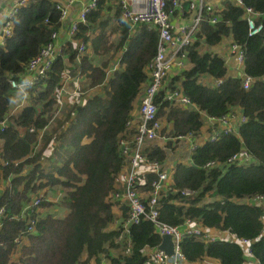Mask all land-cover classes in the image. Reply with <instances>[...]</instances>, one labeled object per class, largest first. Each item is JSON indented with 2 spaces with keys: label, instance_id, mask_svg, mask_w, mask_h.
<instances>
[{
  "label": "trees",
  "instance_id": "trees-1",
  "mask_svg": "<svg viewBox=\"0 0 264 264\" xmlns=\"http://www.w3.org/2000/svg\"><path fill=\"white\" fill-rule=\"evenodd\" d=\"M242 2L259 11L264 21V0ZM56 4L57 0H26L13 16L11 33L0 42V121L6 118L0 131V264H93L92 259L101 262V255L109 264H145L161 240L153 222H133L126 234L121 222L116 228L109 225L117 219V208L122 220L126 216L127 207L111 199L121 186L128 162L119 138L135 131L134 124L128 127L127 121L147 81L146 65L156 53L158 30L143 22L131 26L114 0H97L86 22H80L73 34L77 42H85L84 51L80 53L69 40L47 74L27 86L29 97L23 106L9 114L17 93L10 81L21 79L29 59L61 26ZM187 6L185 1L184 9ZM243 11L233 0H224L218 20L211 23L207 18L214 11L205 6L200 29L186 45L188 67L171 76L167 84L179 87L191 104L172 102L160 93L157 114L164 124L170 123L171 137L164 144L158 138L150 140L143 148L147 159L164 163L179 135L201 130L203 113L220 116L238 107L246 116L238 134L206 139L192 151L191 163L176 162L172 190L159 198L161 220L180 225L190 218L235 237L202 240L184 236L180 241L184 264L202 261L205 256L219 264H243L247 254L236 238L250 239V255L264 264V199H255L264 194V30L250 35ZM109 21L112 30L119 32L117 42L109 40ZM224 40L243 46L244 72L255 77L248 88L243 87L240 76L227 75L222 55L203 47ZM113 46L120 51V66L111 70L110 58L99 63L95 58H102ZM65 73L84 75L87 87L100 85V90L68 107L66 102L67 108L59 114L57 92ZM203 74L220 82L203 83L199 80ZM53 117L55 126L48 132ZM52 139V148L62 157L46 167L41 159ZM241 148L255 160L225 162ZM209 160L224 165L207 167ZM26 166H30L28 170ZM144 176L141 190L146 195L156 173L147 170ZM59 185L69 188L63 200L67 211L62 216L40 211L39 207H48L56 198L47 196V189ZM35 198L37 205L27 207Z\"/></svg>",
  "mask_w": 264,
  "mask_h": 264
},
{
  "label": "built area",
  "instance_id": "built-area-1",
  "mask_svg": "<svg viewBox=\"0 0 264 264\" xmlns=\"http://www.w3.org/2000/svg\"><path fill=\"white\" fill-rule=\"evenodd\" d=\"M82 0H57L56 6L60 9V20L66 17L69 7L73 2ZM119 6L120 13L123 18L128 20L131 26L143 22L154 26L158 30V43L156 53L146 65L147 81L143 87L142 94L139 100L138 112L133 114L132 118L127 121V126L131 127L134 124L135 131L130 136L124 133L119 138V146L127 159L126 168L121 174V186L111 196V199L119 202V206L127 207L126 216L120 221L126 234L128 226L133 222H138L141 219H148L153 222L157 231L162 233L172 234L174 243V253L167 255L163 250L153 249L145 264H184V256L180 249V241L186 235H195L202 240H215L220 237L209 231L208 227H204L194 219L186 218L180 225L169 224L159 217V198L172 190L171 174L174 170L172 163H161L157 160H149L143 153V148L148 141L162 139L164 142L169 139L170 123L162 122V119L157 114L156 97L163 93V98L172 102L190 105L189 97L183 93L179 87H168V81L171 76L181 72L188 67L186 45L190 44L195 39L196 33L199 31L201 21L203 20V11L206 0H114ZM188 1L186 9L183 3ZM236 4L243 7V17L246 20L248 33L250 35L259 33L264 30V21L260 19L261 13L251 6L243 5L242 0H233ZM26 0H16L7 9L3 23L0 28V42H4V38L11 33L13 16L17 12L20 5ZM170 2V6H168ZM97 0H87L84 2L78 12V15L73 19L68 26V38L74 40V45L82 53L85 49V42L75 40L73 34L78 30L80 22H86L88 12L95 8ZM207 18L211 23L218 20L217 9ZM59 29L51 33V37L40 49V51L31 57L26 65V70L22 74L21 79H12L11 86L16 89V96L20 98L18 104L14 107L16 110L21 108L29 97L27 86L30 83L38 82L51 68L55 58L61 54L62 47L58 44ZM228 54L238 64L241 69L244 62V48L234 41L228 43ZM118 65H114L113 70ZM110 70V71H111ZM108 71V72H110ZM244 72V69L243 71ZM239 75L242 80V85L248 88L254 81L255 77L247 73ZM242 73V74H241ZM65 79L62 86L58 89L57 97L66 91V79L68 74H64ZM208 75V74H206ZM264 82V74L261 76ZM220 79L215 80L214 84H218ZM212 83V82H211ZM77 90V89H76ZM80 92V91H78ZM11 113V112H9ZM210 122L208 132L205 134L204 140H216L221 134L234 133L238 134L239 125L246 120L240 111L236 112L233 109L220 115L208 116ZM6 124V118L0 121V131ZM165 127H164V126ZM33 128H31L32 130ZM199 132V131H198ZM197 132V133H198ZM197 133H187L179 135V139L185 138L188 140L190 154L199 143L194 139ZM162 144V145H163ZM171 151V150H170ZM170 154V152H169ZM191 157V156H190ZM167 160V159H166ZM165 160V161H166ZM254 157L247 149L241 148L234 152L226 159V163L237 162L238 164H248L254 161ZM224 165L223 162L209 160L205 166ZM147 170L154 171L156 177L150 184V190L145 195L141 190L142 185L146 183L144 172ZM183 192H191L184 189ZM144 198L146 200H144ZM256 200L264 199V194L257 195ZM38 198L31 201L28 206L37 205ZM2 208L0 207V212ZM235 239L234 236L226 237L227 239ZM124 233L119 240L123 241ZM237 242L243 247L246 254H250L249 245L251 240L248 238H236ZM130 245L129 240H127ZM126 245V250L129 246Z\"/></svg>",
  "mask_w": 264,
  "mask_h": 264
},
{
  "label": "crops",
  "instance_id": "crops-1",
  "mask_svg": "<svg viewBox=\"0 0 264 264\" xmlns=\"http://www.w3.org/2000/svg\"><path fill=\"white\" fill-rule=\"evenodd\" d=\"M14 1H16V0H0V28H1V25L3 23L4 17L6 15L7 9L12 5V3ZM86 1L87 0L73 2L68 9L66 17L62 20L61 26L59 27V35H58V40H57L58 44L60 46H63L62 48H64V47L67 48V42L70 40L68 38V26L70 25L71 21L77 17L78 12H79L82 4ZM223 1L224 0H206V4H207V7L211 8L213 10L214 9L220 10L223 6ZM71 42L74 44V40H72ZM228 43H229L228 41L224 40L221 44H219V45L217 44L215 46H210L209 48L212 51L218 52L220 55H222L224 57L225 64L227 67V75H229V76L239 75L240 70H241V72L243 71V66H241V69H239L240 66L238 64H236V62L232 59L230 54H228V50H227ZM115 65H118L117 67L120 66L118 62ZM117 67H115V69ZM242 73H244V72H242ZM67 74H68V78L66 79L65 85H66V87H68V92L64 93V97L67 99H69L70 96H72V94L76 93L75 92L76 88H77V90L79 89V91H82V89H83L84 92L82 94L85 93V90L86 91L88 90L89 93H92L93 92L92 90H95V91L100 90V85H97L94 87H85L84 88L83 87L84 85L85 86L88 85L86 82V77H84V75L74 77V76H70L69 73H67ZM199 80L203 83H211L212 82V84H214V82H215V80L210 75H206V74L201 75L199 77ZM90 91H92V92H90ZM75 95H77V94H75ZM75 97H77V96H75ZM139 100H140V97L137 100H135V102H134L133 114H136L138 112ZM67 105H69V104H67ZM58 106L60 108V111H59V114H60L61 109L63 107V104L58 103ZM64 107H66V105ZM18 110H19V108L17 110L15 108V110H13L11 112V114H15ZM233 110L236 112L240 111L238 107H234ZM202 117H203V125L201 127V130L194 137V139L196 141H197V139H199L198 142L200 144L203 143L204 138L206 136L205 134L208 132V127L210 124L208 117L205 116V113H203ZM177 143L178 144H184V146L187 147V149H186L187 153H185V159L184 160L180 159V160H177L176 162H184V163H188V164L191 163V157H190L191 154H190L189 148H188V145H189L188 140L185 138H181V139H179V141ZM0 144H1V141H0ZM176 149H177V147H176ZM51 150H54V149L51 148ZM180 153H182V150ZM49 154H52V159H51V161H48V163L52 162V161H56V164H57L60 162L61 157H62L60 155H62V154H60V155L58 154L59 155L58 158L55 157L54 151L50 152ZM176 162H175V164H176ZM164 163H171L169 161V155H168L167 160ZM175 164H173V165L175 166ZM125 168H126V166H125ZM116 212H117V219H115V221H113L109 225L110 228H116L117 225L119 224L120 218L122 217L120 214L119 208L116 209ZM209 231L214 233V234H218L220 237L226 238V237L231 236V233H229L227 230H220L218 228H209ZM113 250L114 249H112V251ZM100 257H101L100 263L93 262V259H92V263L93 264H109L108 259L104 255H101ZM202 261L201 262L198 261V262H195L193 264H199V262H200V264H219L216 259H213V258L208 257V256H205ZM243 264H258V261L252 255L247 254L246 259L243 262Z\"/></svg>",
  "mask_w": 264,
  "mask_h": 264
},
{
  "label": "rangeland",
  "instance_id": "rangeland-1",
  "mask_svg": "<svg viewBox=\"0 0 264 264\" xmlns=\"http://www.w3.org/2000/svg\"><path fill=\"white\" fill-rule=\"evenodd\" d=\"M112 26H113V23L111 21H109V26L107 28V31L109 32V40L111 42H117L118 38H119V32L118 31H113L112 30ZM219 45V44H218ZM204 48H209V46H203ZM119 54H120V51L116 49L115 46H113L108 52H104V54H102V58L96 56L95 58V62L96 63H99L101 62V59H106V58H110V63L112 66H114L117 62H118V57H119ZM84 88L87 87V86H83ZM77 89V88H76ZM78 90H76L74 94H72V96H70L69 99L65 98L64 97V93L68 92V87H66V91L65 92H62V94H60V98L57 97V100L59 103L63 104V107L61 109V113L63 112V110L65 108H67L70 104H72L74 101H79L81 100L82 98H86L88 97L90 94L94 93L95 90H92L90 92L92 93H89V91L85 90V93L82 94L84 92V90L82 89V91L78 92ZM77 94V95H75ZM77 96V97H75ZM20 101V98L18 96L15 97L13 103H12V106H11V109H10V112H12L13 110H15V106L18 104V102ZM66 102L69 104L67 105V107H64V105L66 104ZM11 114V113H9ZM55 121H56V118L53 117L52 120H51V123L46 127L48 130V132H50L52 130V128L55 126ZM159 140H162V139H159ZM51 143H54V140L52 139L49 144H47L43 150L44 152V156L43 158L41 159V161L43 163H45V166L46 167H49V164H48V161H51L52 159V154H49L50 152H53L54 150H51L52 148V144ZM42 144V141L39 143V145L36 147L35 150H37L38 148H40ZM177 147V149L175 150V148ZM175 148H173L171 151H170V154H169V161L172 163V164H175V162L177 160H184L185 159V153L186 152V149L187 147L184 146V144H178L175 146ZM53 149V148H52ZM182 150V153H180ZM55 152V151H54ZM58 152V151H56ZM54 153L55 154V157L58 158L59 157V153ZM49 154V155H48ZM59 154V155H58ZM30 166H26V170L29 169ZM49 169H53V168H49ZM1 185V183H0ZM69 188H66V187H62L61 185L59 186H55V187H50L47 189V196H55L56 198H53L54 202H52L51 205H49L48 207H39L40 208V211H52L54 212L57 216H62L66 211H67V206L65 203H63V200L65 201V197H66V194H67V191H68ZM42 194V191L38 193V195H41ZM38 212V210H35ZM86 254L84 253L82 256L84 257ZM14 257V256H13ZM201 262V261H200ZM199 262V264H200ZM203 262V261H202Z\"/></svg>",
  "mask_w": 264,
  "mask_h": 264
},
{
  "label": "water",
  "instance_id": "water-1",
  "mask_svg": "<svg viewBox=\"0 0 264 264\" xmlns=\"http://www.w3.org/2000/svg\"><path fill=\"white\" fill-rule=\"evenodd\" d=\"M161 240L156 246L157 249L163 250L167 255H172L174 253V243L172 240V234L162 233Z\"/></svg>",
  "mask_w": 264,
  "mask_h": 264
}]
</instances>
